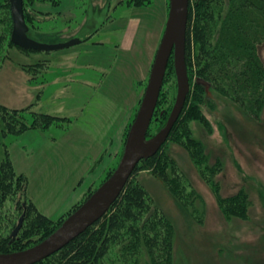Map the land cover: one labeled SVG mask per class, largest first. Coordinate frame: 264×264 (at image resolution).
Returning <instances> with one entry per match:
<instances>
[{
  "label": "rangeland",
  "instance_id": "374dc122",
  "mask_svg": "<svg viewBox=\"0 0 264 264\" xmlns=\"http://www.w3.org/2000/svg\"><path fill=\"white\" fill-rule=\"evenodd\" d=\"M58 3L23 0L24 20L29 29L33 27L40 35L56 39L53 35L61 36L64 27L74 33L88 12L97 16L106 11L105 25L95 40H107L111 46L25 50L11 43L9 0H0V7L6 4L9 9L6 15L0 9V130L7 123L12 124L10 131L4 129L5 147L0 153L4 156L8 152L15 173L23 175L27 183L25 189L23 186L2 197L0 246L5 242L9 246L24 231L31 234L22 241L23 249L41 241L72 212L76 205L68 208L69 202L86 181L94 180L82 200L116 168L168 15V0H64L63 16L56 13ZM120 44L121 48L115 49ZM259 55L264 62V45L259 48ZM71 64L81 69L67 70ZM91 64L105 69V74L96 73L94 77L97 83L100 80L97 88L81 82H93V71H85ZM69 86L75 92L74 100H70V92H66L68 97L58 95L59 89ZM176 93L175 71L169 69L147 138L165 125ZM203 98L192 113L194 116L186 122L189 137L201 147V159L193 160L184 144L169 137L154 161L145 160L137 165L136 180L149 194L152 210L161 212L172 226V264H264V115L256 121L210 88L205 87ZM77 102L83 104V114L77 117L78 112H73L72 117L64 118L62 127L46 111L56 103L75 108ZM3 111L8 113L5 121ZM199 115L204 117L205 125L198 120ZM90 157L98 159L92 163ZM216 190L223 198L244 192L250 200L247 216L224 214ZM1 192L4 194L5 189ZM27 199L54 221L65 213L62 222L48 235H39L25 219ZM22 215V226L12 241L11 233ZM43 231L45 234L48 229ZM109 257L114 264L125 259L119 247L113 248ZM138 257L148 263L147 251L142 246ZM50 262L45 264H55Z\"/></svg>",
  "mask_w": 264,
  "mask_h": 264
},
{
  "label": "trees",
  "instance_id": "16d2710c",
  "mask_svg": "<svg viewBox=\"0 0 264 264\" xmlns=\"http://www.w3.org/2000/svg\"><path fill=\"white\" fill-rule=\"evenodd\" d=\"M0 9L4 10L5 15L9 12L6 4ZM2 38L3 35H0V39ZM262 45L264 0H189L185 61L189 81L193 79L194 82L192 81L184 107L169 137L184 144L193 160L201 159V147L189 137L186 122L189 117L194 116L192 113L197 109L198 103L203 102L205 94V86L196 83L195 78L208 83L213 93L228 99L252 119L259 121L264 115V62L259 55ZM169 69L174 71L172 57L168 61L166 72ZM7 114L6 111L1 112L3 121ZM197 118L205 125L202 115ZM4 129L10 131L12 124L7 123ZM3 130H0V152L5 147L2 139L6 131ZM159 151L146 162L154 161L159 156ZM3 155L0 153V206L2 197L8 196L9 191L14 193L23 186L25 189L27 184L23 175L15 173L8 152ZM138 171L136 166L117 199L99 220L57 253L36 264H45L48 260L55 264H114L109 255L116 247L125 256L123 262L116 264H172V226L161 212L152 210L149 194L136 180ZM162 180L165 181L164 178ZM2 189H5L4 194ZM91 192L90 190L84 199ZM215 192L224 214L228 217L247 216L250 200L244 192L239 191L224 198L217 190ZM76 208L77 205L73 210ZM24 209L29 226L34 231L38 230L36 232L39 235H48L63 220V217L55 221L46 217L28 199ZM45 229L48 232L43 234ZM24 232L9 246L7 242L1 245L0 253L25 248L22 241L31 233ZM141 246L147 251L148 263L140 261L138 257Z\"/></svg>",
  "mask_w": 264,
  "mask_h": 264
},
{
  "label": "water",
  "instance_id": "95a60500",
  "mask_svg": "<svg viewBox=\"0 0 264 264\" xmlns=\"http://www.w3.org/2000/svg\"><path fill=\"white\" fill-rule=\"evenodd\" d=\"M188 4L189 0H168L164 33L153 59L139 109L127 133L123 153L116 168L52 233L26 249L0 253V264H36L57 253L107 212L136 166L141 161L154 156L167 141L190 91L185 61ZM9 5L12 19L10 41L14 45L25 50L56 51L79 42L75 39L66 43L48 44L33 39L29 36V27L24 20L22 0H9ZM171 57L176 75V98L163 128L147 138ZM195 82L209 88V84L200 78H196ZM23 219L24 215L19 218L17 226L12 231V241L19 233Z\"/></svg>",
  "mask_w": 264,
  "mask_h": 264
},
{
  "label": "flooded vegetation",
  "instance_id": "af4514ba",
  "mask_svg": "<svg viewBox=\"0 0 264 264\" xmlns=\"http://www.w3.org/2000/svg\"><path fill=\"white\" fill-rule=\"evenodd\" d=\"M58 1H59V3L57 4V12L56 13H57V15L59 13V15L63 16L62 14H64V6H63L64 5V0H58ZM22 2H23V0H22ZM137 6H139V5H137ZM51 8H53V7H51ZM105 13H106V11H101V13L99 15L95 16L96 14L88 12V14L81 21H79L78 26L74 29V33H71V31L69 29L67 30L64 27V29L62 31L64 33L63 34L61 33V36L53 35V36H55L56 39H54L52 36L45 35V34L41 33L42 35H44L42 37V35H40L39 33L35 32L33 30V27H31V29H29V36L32 37L35 40H40V41H42L44 43H48V44L66 43L68 41L75 40V39L79 40V42H77L76 44H74L72 46H69L67 48L59 49V50H67V49L73 48L75 46H80V45L93 46V47H95L96 44H98L99 46H105V45H110L111 46L110 42H108L107 40H104V39L95 40L96 35L101 31V29L105 25V22H104L105 18H103ZM23 15H24V7H23ZM75 21L76 20H73V22H75ZM124 31H125V36L127 37V35H128L127 27L124 29ZM129 37L132 38L131 34L129 35ZM123 41L124 40H122L120 43H123ZM89 43H90V45H89ZM121 45L122 44H120L119 47L115 46L116 47L115 49L121 48ZM59 50H56V51H59ZM71 66L72 67L71 68H67V70H71L72 71V70L81 69L80 67H78L76 65L74 67V64H71ZM86 68L89 69V70H85L87 72L88 71H90V72L93 71V72H91L94 75V76H92L93 82H85V80H81V82L84 83L83 84L84 86H88V87H92L93 86V87L97 88L96 86H100L99 85L100 80H98L99 82L97 83V80L94 79V77H95L96 73L105 74L104 73L105 69H103L102 66H96V64L88 65ZM77 75H78V73H77ZM80 75H82V74H80ZM98 79H100V78H98ZM65 87H67V86H65ZM71 88L72 87L69 86V89H66V88L59 89V94L58 95L60 97H68L66 92H70L73 95V97L70 100H74L75 99V92H72ZM75 91H77L79 93L78 90H75ZM66 106L67 105L63 106V104H61V103L60 104L56 103L55 106L49 108L48 110L46 109L47 112H49L51 115H53V116H55L57 118L55 120L59 121L58 126H60V127L65 125L64 124V121H65L64 118L67 119V118L72 117L73 116V114H72L73 112H75V111L78 112L79 116H77V117H81V115L83 114L82 113L83 104H79V102L76 103L75 108H70V106H68L69 109H67ZM43 108L44 107H42V109ZM155 110H156V107H155ZM155 110H154V113H155ZM63 115H66V116H63ZM153 116H154V114H153ZM77 122H79V120ZM54 127H51L50 129H53ZM149 129H150V126H149ZM149 129H148V132H149ZM148 132H147V135H148ZM168 138H169V136H168ZM16 238H17V236H16Z\"/></svg>",
  "mask_w": 264,
  "mask_h": 264
},
{
  "label": "crops",
  "instance_id": "0c3cea01",
  "mask_svg": "<svg viewBox=\"0 0 264 264\" xmlns=\"http://www.w3.org/2000/svg\"><path fill=\"white\" fill-rule=\"evenodd\" d=\"M141 76L144 77V75H142V74H141ZM101 150H102V153H103V149H101ZM97 159H98L97 157L95 159L93 157H90V160L92 161V163H95V161H97ZM96 172H97V170H95V172H94L95 175H96ZM93 181H94L93 179L90 182H89V180L86 181L84 183V186L81 188V190H79L78 192L74 193V195L72 196V199L69 202L68 208H71L74 205H78L82 201V198L84 197V194H85L84 193L85 190H88L90 188V185L93 183ZM64 214L65 213H62L60 216H58V218L62 217Z\"/></svg>",
  "mask_w": 264,
  "mask_h": 264
},
{
  "label": "bare ground",
  "instance_id": "6f19581e",
  "mask_svg": "<svg viewBox=\"0 0 264 264\" xmlns=\"http://www.w3.org/2000/svg\"><path fill=\"white\" fill-rule=\"evenodd\" d=\"M204 145V144H203ZM166 146V145H165ZM188 153V152H187ZM190 156V155H189ZM139 235V234H138ZM133 246V245H132ZM136 263V262H135ZM137 264V263H136Z\"/></svg>",
  "mask_w": 264,
  "mask_h": 264
}]
</instances>
